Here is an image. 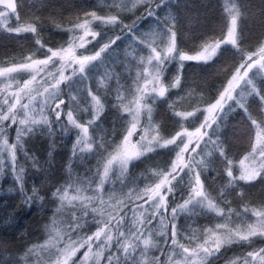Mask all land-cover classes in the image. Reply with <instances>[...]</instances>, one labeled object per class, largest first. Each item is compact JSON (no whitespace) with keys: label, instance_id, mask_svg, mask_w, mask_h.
<instances>
[{"label":"snow or ice","instance_id":"obj_1","mask_svg":"<svg viewBox=\"0 0 264 264\" xmlns=\"http://www.w3.org/2000/svg\"><path fill=\"white\" fill-rule=\"evenodd\" d=\"M166 2L130 0L129 7V0H106L105 7L115 13L83 10L71 27L54 25L69 33V39L49 47L41 39L44 26L39 18H21L25 0H0V27L17 35L32 34L35 43L34 51L21 62L0 67V176H12L26 206L34 198L43 199L35 187L30 195L25 192V169L17 162V151L36 167L35 156L29 157L24 150L25 137L36 132L51 135L54 124L64 132L75 129L73 157L95 159L94 167L51 192L56 208L45 226L48 239L31 245L25 253V257H35L33 264H215L213 258H221L233 245L251 250L234 254L224 264H264V247H255L256 240L264 241V204L245 205L237 211L228 201L233 192L246 198L241 182L264 183V40L254 50H245L244 14L231 0L225 7L221 34L205 36L189 54L178 45L177 18L171 13L163 19L157 15ZM139 5L144 11L137 20L151 18L153 27L148 31L141 30L136 20L129 25L121 18V13L133 12ZM12 18L15 27L8 26ZM113 29L135 41L127 54L130 83H122L116 72L97 74L96 90L86 88L87 106L80 107L81 97L74 89L89 82L121 40V36H108ZM230 50L240 62L215 86L214 96L205 95L201 84L182 83L186 62H195L201 73L208 74ZM173 65L174 74L169 76ZM21 74L28 78L21 80ZM196 88H201L200 103L192 110H179L178 103L191 97ZM37 95L41 96L39 108L34 103ZM248 98L257 102L255 114L249 110ZM106 105L121 120L119 139L115 130L110 135L98 123ZM158 105L166 106L169 118H175L178 130L174 134H163L166 126L154 119ZM237 109L247 122L250 148L234 163L222 132L229 114ZM78 110L89 117L83 119ZM186 124L194 127L189 130ZM13 126L15 135L10 142ZM164 149L171 157L165 168L153 170L143 187L125 183L136 161ZM216 161L222 165L226 183L213 194L206 181L215 180L219 173L204 174ZM56 214L66 217L62 224ZM201 214H212L219 221L202 228L189 225L185 229L180 224L181 216ZM157 249L159 255L154 254ZM0 264H13V259L0 255Z\"/></svg>","mask_w":264,"mask_h":264},{"label":"trees","instance_id":"obj_2","mask_svg":"<svg viewBox=\"0 0 264 264\" xmlns=\"http://www.w3.org/2000/svg\"><path fill=\"white\" fill-rule=\"evenodd\" d=\"M231 0H167L166 4L159 10L157 15L163 19L168 13L177 18V42L184 51L193 52V49L200 44L205 36H217L221 34L225 21V7ZM241 6L243 18L241 25L245 30L247 42L244 44L245 50L251 51L264 40V0H235ZM106 0H25L24 8L21 10V18L31 21L39 18L40 24L44 28L41 33V39L49 47H56L69 39V33L58 31L54 25L61 27H71L75 22L77 15L82 17L83 10H95L99 15L115 13V9L105 7ZM131 6L129 0V7ZM144 11V6H137L133 12L121 13V18L125 23L131 25L136 20L143 31H148L153 27L151 18L148 20H137ZM26 13L29 15L26 17ZM15 18L8 21L9 27L16 26ZM39 27V25H38ZM95 27V25H94ZM107 30V29H106ZM109 37L121 36L117 45L110 49V56L102 64L91 79V87L94 91L97 88V74H103L105 71H112L120 74L122 83H130V78L126 71V66H131V60L128 53L135 47V41L130 39L129 35L121 32L119 29L108 31ZM95 43V42H94ZM92 48V45H88ZM35 43L32 34L9 33L0 27V67H6L11 63H19L23 57L34 51ZM42 58V57H41ZM240 57L234 55L230 50L225 53L221 63L211 73L204 74L200 71V65L195 62H186L183 73L182 83L201 84L205 95H215V86L219 85L225 76L238 65ZM175 67L169 69V76L174 74ZM21 80L26 79V74H21ZM65 86L62 84L61 88ZM88 88V87H87ZM101 92L104 90L101 89ZM201 88H196L195 93L186 98L182 103H178L179 110H192V107L200 103L198 95ZM176 90H172L168 95L174 97ZM74 94L81 97L80 107H86V87L81 83L74 89ZM67 100V96H65ZM110 103V101H109ZM249 110L255 114L257 102L253 98H248ZM78 115L83 119L89 117V113L78 110ZM166 106H157L154 119L161 122L162 132L165 135L174 134L177 129L175 118L170 119ZM101 128L111 135L115 130V136L119 139L121 131V120L118 118L115 110L106 105L104 114L98 121ZM189 129L194 125L186 124ZM9 130V140L12 142L13 130ZM53 134L47 132H36L25 137L24 150L29 157L35 156L38 165L33 167L31 159L24 156L22 152L17 151V162L23 165L24 189L27 194H31L33 187L38 190V195L43 199H35L32 205L26 206L24 195L17 189L11 175L0 176V255L11 257L20 264H33L35 257H25L28 247L33 244H43L48 239V232L45 226L51 223L53 212L56 208V202L51 196V192L56 187H61L70 177L82 176L86 168L95 166V159L89 156L81 159L79 156H72V149L75 138V129L69 127L64 132L53 125ZM92 129H90V133ZM15 135V134H14ZM222 138L227 139V149L229 156L234 163L238 161L249 151V135L247 132V122L244 114L237 109L229 114L226 127H223ZM167 149L159 153H151L147 157L135 162L136 167L130 169L132 176L137 178V185L143 187L146 177H150L153 170L163 169L167 166L170 159ZM214 160V157H208ZM222 165L216 161L212 163L205 173V176L211 177L215 173V180L206 181L212 185L210 191L226 183V177L221 171ZM236 173V169H233ZM241 186L247 193L246 198H240L233 192L228 195L230 206L239 211L243 206H259L264 204V183L257 180L251 184ZM56 219L62 224L66 217L56 214ZM219 221V218L212 214H201L189 218L181 216L180 224L188 229L189 225L211 226ZM155 223V222H154ZM161 242L163 237H156ZM182 243H187L182 240ZM255 247H264V241L256 240ZM251 250V248H241L236 245L223 251L221 258L215 260V264H224L225 260L238 255L241 251ZM154 254L159 255V250H153ZM157 252V253H156ZM20 257H24L21 262ZM164 257L161 256V260ZM211 264V261H210Z\"/></svg>","mask_w":264,"mask_h":264},{"label":"rangeland","instance_id":"obj_3","mask_svg":"<svg viewBox=\"0 0 264 264\" xmlns=\"http://www.w3.org/2000/svg\"><path fill=\"white\" fill-rule=\"evenodd\" d=\"M189 54H193V52H188ZM67 74V73H66ZM27 78H28V76H27ZM26 78V79H27ZM91 78H93V77H91ZM38 80L40 79L39 77L37 78ZM91 85V79L89 78V82L87 83V84H85V87L87 88V87H89ZM33 87H35V85H33ZM13 91L15 90V88L13 87V89H12ZM41 100V96L40 95H37V97H36V101L34 102V103H36V105H37V108H39V101ZM14 129H15V127H14ZM189 130H192V128L191 129H189ZM14 134H15V132H14V130H13V135H12V139H13V137H14ZM134 140H135V137L133 138ZM245 163H247V161L245 162ZM125 183L126 184H132L133 186H138L137 185V178L136 177H134V176H132V175H130L129 176V178L125 181ZM106 187V190L108 189V186L106 185L105 186ZM117 187H119V185L117 184ZM215 223H217V221H215ZM158 226V225H157ZM83 252V249L81 250V253ZM81 253H78L77 254V257H76V259H78L79 258V256L81 255ZM157 253V252H156ZM13 264H20V262L19 261H15V260H13Z\"/></svg>","mask_w":264,"mask_h":264}]
</instances>
